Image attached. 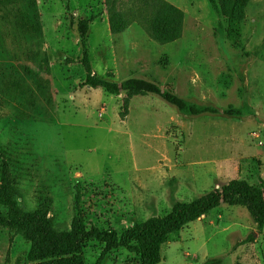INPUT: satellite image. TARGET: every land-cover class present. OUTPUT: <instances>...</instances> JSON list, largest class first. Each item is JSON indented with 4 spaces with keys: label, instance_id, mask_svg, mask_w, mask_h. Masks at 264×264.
<instances>
[{
    "label": "rangeland",
    "instance_id": "rangeland-1",
    "mask_svg": "<svg viewBox=\"0 0 264 264\" xmlns=\"http://www.w3.org/2000/svg\"><path fill=\"white\" fill-rule=\"evenodd\" d=\"M163 1L183 12L181 35L167 43L153 35L149 0H36L38 33L29 0H0V183L6 154L22 208L46 202L58 232L81 214L87 229L121 233L231 180L264 193V0L249 1L240 22L209 0ZM83 18L95 77L145 78L219 112L87 85ZM103 247L84 242L85 263L96 264ZM30 249L0 225V264H31ZM208 258L264 264V227L244 204H222L170 234L157 264ZM103 264L141 261L116 247Z\"/></svg>",
    "mask_w": 264,
    "mask_h": 264
},
{
    "label": "trees",
    "instance_id": "trees-1",
    "mask_svg": "<svg viewBox=\"0 0 264 264\" xmlns=\"http://www.w3.org/2000/svg\"><path fill=\"white\" fill-rule=\"evenodd\" d=\"M212 6L233 22L245 18L246 6L251 0H209ZM149 8L153 10L152 31L154 37L163 43L176 40L182 32L183 12L176 6L163 0H149ZM32 19L36 33L41 31L36 12V0H29ZM77 30L83 48L81 63L86 70L85 83L91 87H102L111 94L122 91L128 94L154 93L160 95L179 110H188L191 114L205 112L217 113L213 106L201 107L197 103H186L184 99L170 90L162 89L158 84L145 78L132 77L114 82L95 77L92 74L88 52V20L78 22ZM111 30L116 32L114 23ZM227 114H240L239 110L228 108ZM244 204L252 214L260 229L264 227V193L259 187L247 180H231L222 190L214 189L189 202H176L172 210L163 217H154L137 223L121 233L86 228L83 215L79 214L68 231L58 232L48 216V204L42 202L34 211H25L20 203V193L10 173V159L3 154L1 164L0 225L15 229L31 241L29 260L31 264H86L83 246L86 241H98L103 250L96 264H103L105 255L116 247H124L136 253L141 264H157L161 258V246L172 233L179 232L184 226L209 213L222 204ZM219 259L208 258L203 264H212Z\"/></svg>",
    "mask_w": 264,
    "mask_h": 264
},
{
    "label": "crops",
    "instance_id": "crops-1",
    "mask_svg": "<svg viewBox=\"0 0 264 264\" xmlns=\"http://www.w3.org/2000/svg\"><path fill=\"white\" fill-rule=\"evenodd\" d=\"M205 216V215H204Z\"/></svg>",
    "mask_w": 264,
    "mask_h": 264
}]
</instances>
